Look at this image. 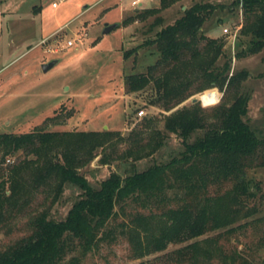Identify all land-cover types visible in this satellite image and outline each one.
<instances>
[{
    "label": "trees",
    "instance_id": "16d2710c",
    "mask_svg": "<svg viewBox=\"0 0 264 264\" xmlns=\"http://www.w3.org/2000/svg\"><path fill=\"white\" fill-rule=\"evenodd\" d=\"M182 1L160 0L158 7L132 11L118 24L144 23L154 34L142 46L155 50V64L128 74L124 85L129 93L150 88V105L171 112L162 129L155 117L146 116L126 137L112 131L0 134V229L13 214L28 215L27 232L0 250V264H84L123 241L135 257L185 243L162 255L171 264H209L218 256L249 264L245 250L231 241L241 244L239 233L250 228L258 236L243 249L250 248V255L253 247L264 248V231H259L264 216H256V203L249 205L260 187L247 175L264 168V138L245 121L248 72L231 73L234 59L263 53L264 60V0L235 1L242 10L235 56L228 49L231 42L228 47L225 38L204 32L223 6L195 2L168 22L165 13ZM213 88L224 94L219 104L203 108L197 102L172 112ZM203 99L215 102L216 91ZM172 136L182 150L158 161L154 156ZM96 156L102 164L129 163V169L111 172L94 187L81 169ZM147 157L152 163L137 170L136 161ZM67 183L80 193L57 220L50 207Z\"/></svg>",
    "mask_w": 264,
    "mask_h": 264
},
{
    "label": "rangeland",
    "instance_id": "374dc122",
    "mask_svg": "<svg viewBox=\"0 0 264 264\" xmlns=\"http://www.w3.org/2000/svg\"><path fill=\"white\" fill-rule=\"evenodd\" d=\"M134 0H0V134H28L30 132H118L126 137L132 128L140 126L146 116L155 117L157 127L162 129L163 118L170 114L150 105V88L143 92L129 93L125 89L128 74H140L154 65L155 50L142 46L154 34L147 33L143 23L119 27L107 35H102L105 24H119L136 7ZM236 0H184L165 13L172 22L181 10L195 2L213 3L223 6L217 10L205 25L208 37L225 38L232 56L238 51L233 46L230 35L223 31L235 30L242 22V10L234 5ZM160 0H145L142 9L159 6ZM181 8V10H180ZM141 10V9H139ZM123 13V14H122ZM152 21V19H150ZM149 20V21H150ZM239 35V33H238ZM71 43V46H68ZM238 44V43H237ZM234 47V48H233ZM137 50L132 53L130 51ZM130 52V53H129ZM126 53H128L126 55ZM263 53L232 61L231 73L247 71L249 78L244 84L247 98L245 121L252 127L258 138H264V60ZM57 61L52 69L43 72L42 64ZM219 104L224 96L217 88ZM197 94L180 104L175 110L192 104ZM139 111L145 112L143 118ZM121 149L125 146L120 145ZM182 150L180 141L172 136L166 146L154 157L165 161ZM20 155L9 158L16 159ZM96 156L81 173L96 187L111 172L123 174L129 163L115 161L102 164ZM147 157L136 161L141 171L152 163ZM252 185L260 191L249 201L256 203L264 216V168L249 170ZM80 190L65 184L60 199L50 207V215L63 220L67 210L77 199ZM42 208V206L40 207ZM28 215H15L6 219L0 229V250L11 245L27 232ZM243 222V221H242ZM259 231H264V224ZM253 228L240 232L239 242L234 241L239 250H245L249 264L264 263V248L253 247L248 255L251 240L255 241ZM213 233H211L212 235ZM260 234V233H259ZM228 240L222 239L221 243ZM181 245L169 244L164 252L135 257L132 246L126 241L119 242L112 250L104 249L99 257H89L84 264H171L162 255ZM105 257V260H104ZM209 264H230L220 256Z\"/></svg>",
    "mask_w": 264,
    "mask_h": 264
},
{
    "label": "built area",
    "instance_id": "2783aa9c",
    "mask_svg": "<svg viewBox=\"0 0 264 264\" xmlns=\"http://www.w3.org/2000/svg\"><path fill=\"white\" fill-rule=\"evenodd\" d=\"M60 1H65V0H60ZM145 0H134V1H132L131 2V5L132 6H134V7H136V8H140V7H142V5H143V2H144ZM239 30H240V27H237L235 30H233V31H229L228 29H225L224 31H223V33L225 34V35H227V33H228V35H230V38H231V41L233 42V46H235V41H236V39H237V36H238V33H239ZM68 46H71V43H68ZM234 48V47H233ZM145 116V112H143V111H139V117L140 118H143ZM10 162V159H6L5 160V163H9Z\"/></svg>",
    "mask_w": 264,
    "mask_h": 264
},
{
    "label": "water",
    "instance_id": "95a60500",
    "mask_svg": "<svg viewBox=\"0 0 264 264\" xmlns=\"http://www.w3.org/2000/svg\"><path fill=\"white\" fill-rule=\"evenodd\" d=\"M117 27H118V24H108V25L105 24L103 27L102 35L109 34V32L115 30V28H117ZM55 65H57V61L52 60L50 62L42 64V70H43V72H47L48 70L52 69ZM199 101H200V99L195 97L194 99H192V104H196Z\"/></svg>",
    "mask_w": 264,
    "mask_h": 264
},
{
    "label": "bare ground",
    "instance_id": "6f19581e",
    "mask_svg": "<svg viewBox=\"0 0 264 264\" xmlns=\"http://www.w3.org/2000/svg\"><path fill=\"white\" fill-rule=\"evenodd\" d=\"M210 92H211V91H210ZM210 92H208V93H206L205 95H202V96L200 97V101L202 102L203 106L208 107V106H210L211 104H213V103H217V102L219 101V96H218V94H217V99H216L215 102H211L210 104L207 103L203 98H204V97H205V98L208 97V94H209Z\"/></svg>",
    "mask_w": 264,
    "mask_h": 264
},
{
    "label": "crops",
    "instance_id": "0c3cea01",
    "mask_svg": "<svg viewBox=\"0 0 264 264\" xmlns=\"http://www.w3.org/2000/svg\"><path fill=\"white\" fill-rule=\"evenodd\" d=\"M143 6V5H142ZM139 9H142V7H140V8H135L134 10H132V11H137V10H139ZM123 14V13H122ZM120 24V23H119ZM119 27H121V26H118L117 28H119ZM117 28H115V29H117ZM114 31V30H113ZM112 32V31H111ZM110 33V32H109Z\"/></svg>",
    "mask_w": 264,
    "mask_h": 264
}]
</instances>
